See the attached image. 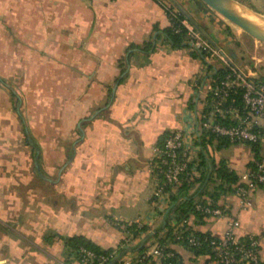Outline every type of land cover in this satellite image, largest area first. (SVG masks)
Masks as SVG:
<instances>
[{"label":"crops","instance_id":"obj_1","mask_svg":"<svg viewBox=\"0 0 264 264\" xmlns=\"http://www.w3.org/2000/svg\"><path fill=\"white\" fill-rule=\"evenodd\" d=\"M171 4L222 51L231 45L213 23L225 25L221 15L200 0H0V264H80L67 255L68 238L116 249L124 239L119 223L160 227L178 189L157 214L155 148L167 133L181 131L187 143L201 136L216 74L192 47L173 46L163 34ZM237 51L224 52L240 68ZM251 61L252 69H240L253 75L264 56ZM208 145L239 180L254 158L245 143ZM202 182L178 204L189 196L211 201L202 194L209 180ZM216 203L225 214H190V229L222 237L235 218L237 237L257 238L264 261V191L249 208L233 192ZM168 244L181 264L212 262Z\"/></svg>","mask_w":264,"mask_h":264},{"label":"built area","instance_id":"obj_2","mask_svg":"<svg viewBox=\"0 0 264 264\" xmlns=\"http://www.w3.org/2000/svg\"><path fill=\"white\" fill-rule=\"evenodd\" d=\"M164 10L168 17V27L177 34L184 32L189 46L202 53V56L204 54L206 63L214 65L215 82L209 86L206 95V103L210 109L207 114H202L200 129H205L215 138L224 139L230 144L245 143L261 147L259 157L253 158L251 161L253 165L248 167L242 178L233 185V194L237 197L240 207L244 209L252 207L255 192L264 191V82L254 79L251 73L238 68L189 17L182 16L170 6H165ZM211 57L216 58V62H211ZM199 143L198 133L194 136L193 142L187 143L183 133L176 131L165 139L162 147L155 148L157 173L163 178L152 196L157 214L164 213V206L173 190L183 184L191 186L201 177ZM195 208L207 216H222L226 212L225 208L216 206L212 201L198 202ZM187 223L183 221L175 228L176 238L186 241L190 247L196 249L209 246L212 251L211 264H238L243 261L264 264L259 253L258 239L250 236L249 243H243L237 237L235 232L239 225L237 219L229 221L222 237L212 238L194 234L184 236ZM131 224H136L139 229L145 226V223L139 220L119 223L125 241L134 237L133 232L128 229ZM173 255L166 243L155 240L149 251L137 262L171 264L167 260ZM150 257L152 259H149ZM134 258V254L126 255L123 264H134ZM95 261L96 264H105L108 257L84 247L80 248L78 261L80 264H93Z\"/></svg>","mask_w":264,"mask_h":264},{"label":"trees","instance_id":"obj_3","mask_svg":"<svg viewBox=\"0 0 264 264\" xmlns=\"http://www.w3.org/2000/svg\"><path fill=\"white\" fill-rule=\"evenodd\" d=\"M171 8L175 9L174 5L171 4ZM177 10L182 16H187L181 9H175ZM259 12V11H258ZM261 13V12H259ZM188 17V16H187ZM163 34L167 37V39L171 42L173 46H189V43L186 39V36L184 32L181 33H174L171 28H167L163 31ZM147 50V49H145ZM194 56H201L202 59H204V54L202 56V53H200L197 50L193 51ZM207 64V63H206ZM220 75V71L218 73ZM217 75V76H218ZM216 76V77H217ZM170 134H165L159 143V147H162L164 144L165 139L169 136ZM213 140L217 141H223L225 144H230L228 141L221 139V138H215L209 131L203 130L200 136V143H201V151H200V157H201V163H200V169H201V177L198 179V181L195 184H198L202 182L206 176L207 173V167H208V162H210L211 165V173L209 176V182L204 190V193H208L209 196L212 198V203H214L216 206L217 205L216 201L220 198L221 195L228 193V192H233V185L239 181V177L237 173L233 170H231L226 161L221 159L220 161H216L213 156H211V153L205 148V142L211 143ZM199 143V144H200ZM253 151H254V157L257 158L259 157L260 149L261 147L258 145H252L251 146ZM252 162L250 163L249 167L252 166ZM161 181L163 180L162 176H160ZM195 184L188 186L186 184H183L178 188L177 194L174 195L171 200H170V205L172 204L181 196V195H188L191 191V189L195 186ZM211 190L209 191V189ZM201 194V195H202ZM200 202H208L207 200H202ZM197 203L192 201H188L186 199H182L181 204H176L175 207L170 211L168 221L164 227L166 229L161 232H157L154 234L152 237L148 238L146 242H142V239L136 243L132 244L133 240H137L138 238L142 237V235L146 234L150 229L147 226H143L142 228H137L136 224H131L129 225L128 229L133 232V239L129 241L123 240L121 244L116 248V249H102L99 246L95 245L91 241L82 238V237H72L68 238L66 240V252L67 255L70 256L71 258L75 259V261L80 260V248L84 247L89 250L94 251L96 254H102L106 255L108 257V261L105 264H123L124 257L128 254H134L135 258L133 259L134 264H139L137 260L141 258L145 253H147L152 245L150 240H158L162 243H166L169 246V251H172L174 255L167 260L168 263L171 264H181L178 258V254L175 252V250L170 247L168 243L171 244H183L185 245L189 250L193 251L194 253H207L210 255V258L212 259V251L209 246H204L203 248L196 249L192 248L188 245L186 241H181L176 238V235L174 234V230L178 225H180L183 221L188 222V218L190 214H195L198 216H207L204 215L200 212H198L195 208V205ZM169 205V206H170ZM176 222L175 225H172V222ZM187 229L184 232V236H187L189 234H194L199 237H209L212 238L214 236H211L209 234H203V233H197L194 232L190 229L188 224L186 225ZM250 237V236H249ZM241 238L240 241L243 243H249L250 238ZM150 242V243H149ZM149 259H152L150 257ZM96 264V261L95 263ZM153 264V262L151 263Z\"/></svg>","mask_w":264,"mask_h":264},{"label":"water","instance_id":"obj_4","mask_svg":"<svg viewBox=\"0 0 264 264\" xmlns=\"http://www.w3.org/2000/svg\"><path fill=\"white\" fill-rule=\"evenodd\" d=\"M202 3H204L206 6H208L210 9L230 21L231 23L238 26L242 31H244L246 34L251 36L253 39H256L257 41H260L264 43V14L259 13L258 11H255L251 9L250 7L240 3L237 0H200ZM36 167L39 172L40 165L36 163ZM211 165L210 162H208L207 167V173L206 176L200 185V188L206 184V182L209 180V176L211 173ZM186 200H188L189 197H184ZM179 201H176L169 209L166 210L165 214L163 215V220L160 225V227H157L156 229L149 231L142 239V242H146V240L150 237H152L154 234L159 232L168 222V217L170 214V211L175 207L176 204H178Z\"/></svg>","mask_w":264,"mask_h":264},{"label":"rangeland","instance_id":"obj_5","mask_svg":"<svg viewBox=\"0 0 264 264\" xmlns=\"http://www.w3.org/2000/svg\"><path fill=\"white\" fill-rule=\"evenodd\" d=\"M237 1H239L240 3L250 7L251 9H253L255 11H259L262 14H264V0H237ZM221 17H219V18H221ZM221 19L223 20V22L227 26L220 23V21H214L213 23H214V25H216L217 28H220V27L225 28L224 29L225 34H223L225 37L230 36V44L231 45L228 47V45L225 46V44H224L223 45L224 51H226L228 53V56L233 58L232 53H230V50H232V49L238 50L237 51L238 57H239L238 59L241 60V62H239L240 68L243 69L244 65H247L248 67H250L252 69L253 63L251 61V57L252 56H259V57L264 56V43L258 42L260 48L257 51L254 47V45H255L254 40L252 38H250L251 36L246 34L238 26L231 23L230 21H228L224 17H222ZM228 29L233 31L232 32L233 35H230V33L228 32ZM240 31H242V32H240ZM233 38H235V40L231 41V39H233ZM211 58H212V59H210L211 62H216V58H213V57H211ZM253 70H254L253 78L256 80L264 82V61L260 65L256 66V68H254ZM213 78H211L210 81H208V85H207L208 87L215 82ZM200 147H201V145H200ZM205 148L208 151L210 149V146L208 145L207 142H205Z\"/></svg>","mask_w":264,"mask_h":264}]
</instances>
